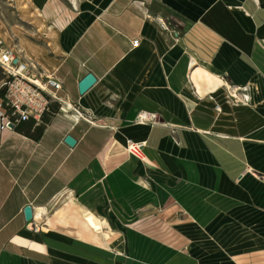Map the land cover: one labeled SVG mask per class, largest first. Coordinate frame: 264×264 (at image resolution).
Listing matches in <instances>:
<instances>
[{"label": "crops", "instance_id": "obj_1", "mask_svg": "<svg viewBox=\"0 0 264 264\" xmlns=\"http://www.w3.org/2000/svg\"><path fill=\"white\" fill-rule=\"evenodd\" d=\"M7 1L29 28L0 11V37L91 121L62 111L35 140L0 120V264H264V0Z\"/></svg>", "mask_w": 264, "mask_h": 264}, {"label": "built area", "instance_id": "obj_2", "mask_svg": "<svg viewBox=\"0 0 264 264\" xmlns=\"http://www.w3.org/2000/svg\"><path fill=\"white\" fill-rule=\"evenodd\" d=\"M161 27L178 37L186 31V22L172 16L167 19L157 17ZM139 39L133 41L134 45L139 44ZM0 68L5 78L0 81V89L5 88L4 97H0V120H7L16 125L13 119L34 118L41 121L43 115L49 110L50 105L59 101L63 109L61 91L64 89L63 81L53 75H47L39 71L34 61L28 59L19 48L11 47L0 37ZM248 87L229 86V96L234 103H248L251 95ZM71 105V112L82 114L79 107ZM218 110L220 109L217 105ZM75 115V114H74ZM154 114L142 112L139 114V121L147 122ZM77 117V116H75ZM87 116L85 120H90ZM79 120V118H76ZM91 121V120H90ZM145 143L129 141L128 152L143 162L153 161L150 151ZM41 225L35 224L33 230L39 232Z\"/></svg>", "mask_w": 264, "mask_h": 264}, {"label": "trees", "instance_id": "obj_3", "mask_svg": "<svg viewBox=\"0 0 264 264\" xmlns=\"http://www.w3.org/2000/svg\"><path fill=\"white\" fill-rule=\"evenodd\" d=\"M5 78L3 70L0 68V81ZM5 88L0 89V97H4ZM61 103L55 101L50 105L49 110L43 115L40 122L34 118L29 119H13L16 123V130L26 136H29L35 140H40L46 130V127L52 119L59 113Z\"/></svg>", "mask_w": 264, "mask_h": 264}, {"label": "water", "instance_id": "obj_4", "mask_svg": "<svg viewBox=\"0 0 264 264\" xmlns=\"http://www.w3.org/2000/svg\"><path fill=\"white\" fill-rule=\"evenodd\" d=\"M97 82V77L93 73H88L79 83V92L84 95L87 91H89ZM9 128L14 129L16 125L12 122L7 123ZM64 142L68 144L70 147H75L77 145V139L69 134L65 137ZM24 215L27 222H30L34 218V210L31 205H27L24 208Z\"/></svg>", "mask_w": 264, "mask_h": 264}, {"label": "rangeland", "instance_id": "obj_5", "mask_svg": "<svg viewBox=\"0 0 264 264\" xmlns=\"http://www.w3.org/2000/svg\"><path fill=\"white\" fill-rule=\"evenodd\" d=\"M0 11L4 14V13H6V16H9L10 18H11V20H13V21H15L16 22V24L18 25V27H24L25 29L26 28H29L28 27V25H26V24H24V23H22L21 22V20L19 19V17H17V16H14L13 15V11L14 10H12V8L10 7V3H9V1H7V0H0ZM77 108V107H76ZM79 110H80V112L82 113L81 115L80 114H78V113H76V112H69V113H71L72 114V116L73 117H75V116H77V118H79L80 120H84V121H88V122H90V120H85V118L87 117V116H89L88 115V113L85 111V110H83V109H81V108H79ZM62 112V110H61V108H60V111H59V113H61ZM58 113V114H59ZM63 113V112H62ZM66 114V113H65ZM75 114V115H74ZM72 215H76L74 212L73 213H71ZM82 224H74V225H68V227H72V228H77V227H79V226H81Z\"/></svg>", "mask_w": 264, "mask_h": 264}, {"label": "bare ground", "instance_id": "obj_6", "mask_svg": "<svg viewBox=\"0 0 264 264\" xmlns=\"http://www.w3.org/2000/svg\"><path fill=\"white\" fill-rule=\"evenodd\" d=\"M198 62H199V60L195 57L193 60H192V63H191V66H192V68L194 67V66H196L197 64H198ZM220 83H225L224 81H222V80H218ZM191 85L189 84V86L188 87H190ZM70 107L71 106H69V105H65L64 107H63V112H65L66 114H69V112H70ZM77 117H75V119H76ZM150 151V153H151V155H152V157L154 158V159H157L156 158V156H155V154L152 152V150H149ZM47 214V210L45 209V208H42V209H40V211H39V213H38V215H37V218L38 219H40V218H43L44 217V215H46ZM85 220L87 221V223H88V225L90 226V227H92L94 230H100L102 227H103V222L98 218V217H96L95 215H93V214H88L87 216H86V218H85Z\"/></svg>", "mask_w": 264, "mask_h": 264}]
</instances>
